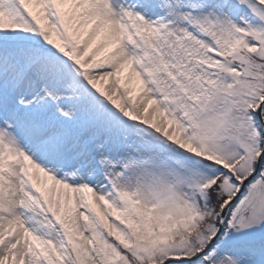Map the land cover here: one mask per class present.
Wrapping results in <instances>:
<instances>
[{"label": "snow or ice", "instance_id": "snow-or-ice-1", "mask_svg": "<svg viewBox=\"0 0 264 264\" xmlns=\"http://www.w3.org/2000/svg\"><path fill=\"white\" fill-rule=\"evenodd\" d=\"M0 264H264V0H0Z\"/></svg>", "mask_w": 264, "mask_h": 264}]
</instances>
